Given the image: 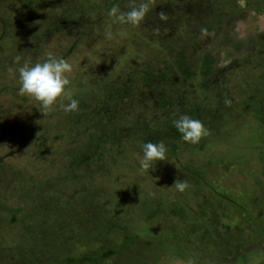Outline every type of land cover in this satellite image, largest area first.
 I'll return each mask as SVG.
<instances>
[{"label": "rangeland", "instance_id": "1", "mask_svg": "<svg viewBox=\"0 0 264 264\" xmlns=\"http://www.w3.org/2000/svg\"><path fill=\"white\" fill-rule=\"evenodd\" d=\"M114 2L0 0V264H264V0H154L109 39ZM49 52L74 112L43 116L8 71ZM181 115L210 134L184 143Z\"/></svg>", "mask_w": 264, "mask_h": 264}, {"label": "clouds", "instance_id": "2", "mask_svg": "<svg viewBox=\"0 0 264 264\" xmlns=\"http://www.w3.org/2000/svg\"><path fill=\"white\" fill-rule=\"evenodd\" d=\"M152 4H154V0H141L139 3L137 0H129L128 11H122L119 6L113 5L107 13L109 25L105 33L106 37L112 38V25L138 27L149 13ZM159 17L162 21L167 20L164 12H160ZM119 35L124 37L127 33L121 29ZM16 63H20L19 58ZM8 71L9 73H18V94L35 101L43 116L52 112L57 104L65 113L78 110L79 101L72 98L73 92L69 87L73 67L68 60L58 58L49 52L43 62L30 64L26 61L22 66L16 69L9 68ZM225 103L230 102L226 100ZM173 125L182 141L187 144H199L204 137L210 134L202 121L187 115H181L178 119L173 120ZM166 153L167 148L163 141L145 143L142 146V158L139 159L140 171L149 172L150 169H154L157 162L166 160ZM189 187L186 180L177 179L171 188L184 193Z\"/></svg>", "mask_w": 264, "mask_h": 264}, {"label": "trees", "instance_id": "3", "mask_svg": "<svg viewBox=\"0 0 264 264\" xmlns=\"http://www.w3.org/2000/svg\"><path fill=\"white\" fill-rule=\"evenodd\" d=\"M31 3H34V2H31ZM109 5H110V3H109ZM113 5L120 6V5H118L116 2L111 3V7H112ZM100 9L105 11L103 5H102V7H101ZM86 12H87V11H86ZM56 14H57V13H56ZM34 20H35V18H34ZM54 20H57V19H54ZM49 25H50V28L53 29V27H51V26H54V27H55L57 24H55V22H52V23H50ZM73 117H74V116H73ZM74 118H77V116L74 117ZM69 126H71V127L74 128L75 126H77V124L71 125V123H70ZM139 130H142V129L139 128ZM143 130H144V129H143ZM143 130H142V132H143ZM147 131H148V130H147ZM161 134H162V133H161L160 131H158V136H161ZM142 137H143V136H142ZM145 139H146V138L143 137V140H145ZM154 140H156V139H154ZM156 141L158 142L159 139H157ZM143 143H144V141H143ZM0 163L2 164V160H0ZM0 166H3V165H0ZM13 168H15L16 170H14L12 173H9V172L5 171L6 175H8V176H14V173H17V172L20 170V167H19V168H18V167H13ZM6 175H5V176H6ZM8 176H6V178H7ZM83 260L86 261L84 258H83Z\"/></svg>", "mask_w": 264, "mask_h": 264}, {"label": "flooded vegetation", "instance_id": "4", "mask_svg": "<svg viewBox=\"0 0 264 264\" xmlns=\"http://www.w3.org/2000/svg\"><path fill=\"white\" fill-rule=\"evenodd\" d=\"M116 264H118V263H116ZM147 264H149V263H147Z\"/></svg>", "mask_w": 264, "mask_h": 264}]
</instances>
